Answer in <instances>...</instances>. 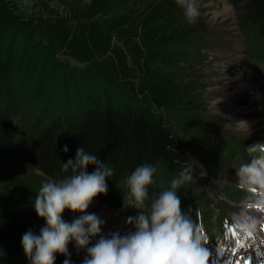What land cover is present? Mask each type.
I'll list each match as a JSON object with an SVG mask.
<instances>
[{"label":"trees","instance_id":"16d2710c","mask_svg":"<svg viewBox=\"0 0 264 264\" xmlns=\"http://www.w3.org/2000/svg\"><path fill=\"white\" fill-rule=\"evenodd\" d=\"M58 2L72 16L74 27L64 34L57 26L56 37L65 45L72 44L69 46L72 56L81 60L92 56L110 73L121 77L129 93L123 99L107 90L99 96L86 91V88L82 91L70 88L67 93L70 102L63 111L61 108L60 113L51 118L44 117L45 120L35 121L28 127L24 150L26 158H22L21 150H18L27 167L21 165L20 157L15 154L17 150L9 143L10 132L5 129L6 119L0 113L2 257L10 253L7 248L11 247L12 240L16 242L15 237H23L28 231L39 235L46 226V222L36 214L34 200L43 183L71 175V170L65 172L62 164L70 158L75 159L78 148L85 147L87 152L113 169V175L106 181L107 194L117 199L126 186L127 177L137 166L149 164L156 167V184L149 188V196L153 197L164 190L167 183L170 188L171 181L188 167L186 163L192 161L187 138L173 130L161 113L195 107L196 89L188 78L189 59L194 51L189 46L195 37L205 33L203 21L198 17L195 23H188L176 0ZM229 2L239 6L238 23L245 39L256 36L264 40V0ZM7 21L8 15L0 2V33ZM71 37L76 43H72ZM263 55L264 52L257 55L259 59L256 60L263 62ZM179 64L183 67H177ZM169 68L173 72L170 73ZM137 96L140 101L135 99ZM65 145L68 147L66 153L62 150ZM222 149H226V154L230 151L229 155L234 152V159L244 158L242 154L246 152L238 145L231 150L228 145ZM203 170L208 175L225 174L218 167ZM88 171L92 172L94 168L89 166ZM157 185L161 188L155 190ZM188 189L187 182L180 186L177 189L180 197L186 198ZM189 198L194 199L186 204L185 212L191 209L192 217L202 204L205 212H201L200 217L209 220L206 216L209 211L207 204L211 202L207 201L204 193L200 191ZM146 203L150 204V200ZM71 216L72 212L66 209L62 219L67 222ZM223 220L220 219L217 224L220 226ZM18 245L11 249L17 256L18 249L21 253L23 251L22 245ZM58 261L61 262L57 259L55 264L64 262L63 259L62 263Z\"/></svg>","mask_w":264,"mask_h":264},{"label":"rangeland","instance_id":"374dc122","mask_svg":"<svg viewBox=\"0 0 264 264\" xmlns=\"http://www.w3.org/2000/svg\"><path fill=\"white\" fill-rule=\"evenodd\" d=\"M0 2L8 15L7 24L0 33V113L6 119L5 129L10 132L8 141L17 150L18 157L27 156L24 150L28 127L35 121L45 120L44 117L51 118L60 113L61 108L63 111L70 102L67 97L70 88L81 91L86 88L99 96L107 90L113 92V96L128 97V87L121 77L110 73L92 56L85 60L72 56L69 47L72 44L65 45L56 37L57 26L64 34L74 27L72 16L58 0ZM196 3L206 30L189 46L194 51L189 59L188 78L196 89L195 107L166 110L161 114L173 130L184 134L192 161L198 163L189 169L193 179L187 182L189 195L181 197V206L185 211L186 204L194 199L188 197L196 196L200 191L211 202L207 204L209 211L206 214L210 219H202L206 222L204 231L209 239L205 247L215 255L223 246L217 236L216 223L220 219L235 226L236 220L246 214L258 222L254 234H259V228L264 224V211L249 207L261 199L260 193L241 188L236 176L239 166L250 162L255 155L249 154L247 148L257 142L264 143V67L259 69L260 62L256 60L259 59L256 56L264 52V40L256 36L245 39L238 23L239 6H233L229 0H196ZM71 41L76 43L73 38ZM262 61L264 63V55ZM177 67L181 68L183 64ZM168 71L173 72L171 68ZM135 99L141 100L139 96ZM240 121L248 123L251 135L244 124L238 123ZM227 145L230 150L236 145L244 148V158L234 159L232 156L236 154L231 152L229 155L230 151L228 156L226 149H222ZM18 150H21L20 155ZM207 167L221 168L225 174H205L203 169ZM165 186L167 189L169 183ZM156 188L161 187L157 185ZM126 191L125 186L119 199L113 198L114 195H100L87 209L88 213H94L104 221L102 234H124L133 230L126 219L138 213L134 208H124ZM149 205L145 203L141 211L147 212ZM201 212H205L202 204L196 213ZM79 216L72 212L67 222L71 223ZM14 240L17 243L13 240L8 243L10 253L0 256V264H30L24 250L21 253L18 249V256L12 251L15 245H22V237ZM69 245L70 262L81 264L85 251L78 250L74 241ZM65 258L57 254L55 260L62 263Z\"/></svg>","mask_w":264,"mask_h":264},{"label":"clouds","instance_id":"9594fccd","mask_svg":"<svg viewBox=\"0 0 264 264\" xmlns=\"http://www.w3.org/2000/svg\"><path fill=\"white\" fill-rule=\"evenodd\" d=\"M176 3L183 9L186 21L195 23L200 15L196 0H176ZM238 123L244 124L251 135L246 121ZM62 150L66 153L67 145ZM247 151L255 155L239 166L236 176L241 188L260 193L261 199L249 207L264 211V143L257 142ZM186 164L188 168L171 181V187L153 197L149 196V188L156 184V167L137 166L126 179L127 192L123 197L124 208H134L138 213L126 219L133 230L104 235L101 233L104 221L87 209L98 196L107 194L106 181L113 175V169L85 147L78 148L75 159L62 164L65 172L71 170V175L43 183L34 200L36 214L46 226L39 235L32 231L23 235L25 256L30 264H55L59 254L66 257L63 264H70L68 245L74 241L76 248L86 253L81 264H209L210 251L205 247L208 238L203 227L193 221L191 209L182 210L177 191L193 179L189 169L198 163ZM89 166L94 171L89 172ZM149 200L147 212L141 211ZM66 209L79 213V218L71 223L64 221ZM257 223L242 214L235 227L246 239L253 235Z\"/></svg>","mask_w":264,"mask_h":264},{"label":"snow or ice","instance_id":"6c2138e0","mask_svg":"<svg viewBox=\"0 0 264 264\" xmlns=\"http://www.w3.org/2000/svg\"><path fill=\"white\" fill-rule=\"evenodd\" d=\"M235 228H236L235 226H231V228H230L231 235H232L233 237H235V235H236V233H235ZM229 246H230V248H231V250H232V254H233V255H235V252H236L237 250H239L240 248H244V247H245V245H244L240 240H235V242H234V246H233L232 243L230 242V245H229ZM218 251L221 252V253H223V249H219ZM257 254L259 255L258 250H257ZM250 259H251V257L248 258V261H250ZM226 264H232L231 259H229V260L226 262ZM246 264H247V262H246ZM260 264H264V259L261 260Z\"/></svg>","mask_w":264,"mask_h":264},{"label":"bare ground","instance_id":"6f19581e","mask_svg":"<svg viewBox=\"0 0 264 264\" xmlns=\"http://www.w3.org/2000/svg\"><path fill=\"white\" fill-rule=\"evenodd\" d=\"M215 222H217L216 218L214 219ZM221 233V230L218 229V233L217 234H220Z\"/></svg>","mask_w":264,"mask_h":264}]
</instances>
